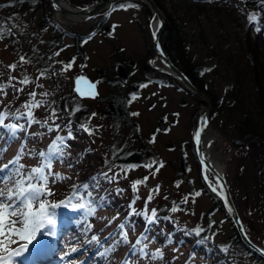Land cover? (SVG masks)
<instances>
[{
  "label": "rangeland",
  "instance_id": "rangeland-1",
  "mask_svg": "<svg viewBox=\"0 0 264 264\" xmlns=\"http://www.w3.org/2000/svg\"><path fill=\"white\" fill-rule=\"evenodd\" d=\"M69 1L75 8H87L99 0ZM158 1L165 17L164 29L174 33L169 34L170 39L166 31L161 35L166 42L164 50L178 68L191 70L208 100L210 113L211 98L215 100L217 108L204 143L209 146L212 157L224 167L223 173L249 237L264 248V110L258 98L260 86L253 78L257 63L252 60L245 43L247 30L255 34L260 29L259 17L264 5L260 3L252 8L244 0ZM127 2L137 7H115V11L109 12L105 8L98 20L63 27L52 20L47 0H0V26L7 33L0 39V84L7 83L6 94L0 93V110L30 102L32 91L37 94L36 100L46 101L33 109L34 116L42 115L39 121L48 119L46 109L52 110L57 105L56 118L48 119L53 131L33 123L29 141H24L21 135L16 139H10L8 133L0 136V147L7 146V151L0 154V164L11 160L21 146L25 152L42 149L47 152L54 138L64 136V144L59 141L57 144L65 155L62 159H53L51 168L64 178L53 183L50 177L51 195L42 197L51 204H57V197L68 200L73 186L80 185L78 178L86 176L85 180L91 183L92 174L102 167L101 164L109 162L114 152L119 158L136 151L144 154L151 165L110 170L109 179L103 177L105 191L102 194L107 190L111 192L106 204L100 207L93 204L94 214L85 216L84 210L73 207L79 202L73 200L66 206L68 214L53 215L56 223L37 232L27 248L14 258L13 264H39V261L45 264H122L125 259H129L130 264H215L209 255L205 258L206 249L212 250L211 256L214 253L224 255L219 264H264L261 259L239 251L232 239L235 234L232 223L223 210L215 208L213 198L205 190L203 176H207L212 186L217 185L199 166L192 130L196 113L206 104L183 90L168 75L155 73L148 67V59L153 55L152 15L142 3ZM252 14L256 15L255 21L249 20ZM98 21L100 28L89 37ZM175 26L180 35H175ZM178 36L184 43V47L179 45L183 51L177 49ZM262 36L264 41V31ZM57 52L59 55H55ZM21 56L29 62L22 63ZM73 58L72 68L62 71L63 65ZM11 64L17 67L12 70L8 67ZM119 66L125 78L117 75ZM25 75L31 81L27 85L19 82ZM9 76L16 77L12 84L16 89L22 88V92L8 86ZM77 77L84 78L79 87L92 94L81 96L74 91ZM89 85L93 87L90 89ZM41 93L48 95L41 96ZM112 95L113 100L125 103L126 117L132 126L120 120L111 124L106 114L115 117L114 107L106 100ZM133 95L137 97L135 100ZM62 104L63 113L91 111L85 121L91 134L78 126L86 116L76 117L78 121L73 128L62 127L66 120L58 108ZM24 111L22 107L21 112ZM10 120L24 122L23 118ZM56 124L60 125L59 129L55 128ZM69 131L71 137H68ZM213 132L216 137L210 139L208 135ZM41 162V158L29 155L20 161L25 171ZM136 181L142 182L134 190L132 185ZM149 195L151 200H148ZM133 199L143 205L141 213L149 214L160 206L168 219L167 224L158 221L143 237L141 234L149 222L142 223L148 218L143 214L137 224L133 226L129 221L124 229L129 230V241L141 236L142 245L147 244L146 251L152 253L159 249L162 258L141 257L124 244L117 245L106 257L100 254L115 243L116 239L109 234L114 232L116 223H123L126 217L122 204ZM173 207L177 209L175 212ZM53 212L56 214L57 210ZM179 229L181 234L188 232L190 239L183 242L178 239L182 243L160 248L169 233ZM119 232L120 229L115 237ZM93 235L98 237L100 244L91 242ZM39 238L45 243L39 242ZM43 244L46 249L34 255L35 248ZM225 248L227 251H223ZM191 249V257H188Z\"/></svg>",
  "mask_w": 264,
  "mask_h": 264
},
{
  "label": "snow or ice",
  "instance_id": "snow-or-ice-1",
  "mask_svg": "<svg viewBox=\"0 0 264 264\" xmlns=\"http://www.w3.org/2000/svg\"><path fill=\"white\" fill-rule=\"evenodd\" d=\"M260 2L262 5H264V0H260ZM117 7L120 9H127L130 7H137V5L131 3H120L117 5ZM112 10L115 11L116 9L113 8ZM249 20L255 21L256 15H250ZM8 32H10V29ZM6 34L7 33L5 32L4 28L0 26V39H3ZM55 55H59V52L55 53ZM20 61L22 63L29 62L23 56L20 57ZM73 63L74 58L69 63L63 65L62 71L66 72L70 70L73 66ZM8 67L14 70L17 65L11 64ZM40 75L43 76L44 72H41ZM15 79L16 77L9 76L8 86H11L14 91L22 92V88L16 89L15 85L12 84V81ZM83 79V77L76 78V87L74 88V91L79 93L81 96L92 94L91 92L85 93V91L79 87L80 82ZM19 82L23 85L31 83L27 75H25L24 78ZM40 86L42 87V85ZM143 86L146 85H142V87ZM5 87L6 85L0 84V93H4ZM92 87V85H89L90 89ZM29 95L32 97V100L22 106L24 109H26V111L21 112L19 109H17L15 112L0 111V128L8 130L12 139H16L17 134L24 131L25 125L18 123H5V121L9 119H15L18 121L23 118L26 119V122L29 126H31L33 123L40 124L41 127L47 126L49 132L53 131V126L48 124V119L54 120L56 118L55 109L52 110L48 119L44 120L43 122L37 120L33 114V109L39 108L45 104L46 101L36 100L37 94L35 91L30 92ZM46 95H48V93H41V96ZM136 98L137 97L133 95L132 99L135 100ZM76 110L78 111L79 109L77 108ZM93 115H95V113H93ZM133 115H136V113H133ZM80 127L91 134V131L86 124H81ZM55 128L59 129L60 125L56 124ZM71 136L72 133L69 131L68 137ZM195 139L197 142H199L198 131L195 133ZM57 141H59L60 144H64L65 137L57 136L56 140H54L52 144L49 145L47 152H34L31 150L25 152L24 147L21 146V148L18 149L16 155L11 160H9L7 163L0 164V184L3 185L0 187V264H13L14 258L20 255V253L27 248L28 243H31L37 232H39L41 229H44L46 226L50 228L56 223V221L52 218L54 215L53 210L59 205L51 204L47 201V199L42 197L51 195V189L48 186L50 177L53 178V183L57 179L64 178L61 177L59 173H54L51 171L52 160L62 159L65 155L63 149L58 146ZM6 151L7 146L0 147V154L5 153ZM25 155L37 156L42 159V162L38 166L32 167L25 171V165L20 163L21 159ZM146 166L151 167L150 164ZM102 175L104 178L109 179L107 173H103ZM92 179L96 180L97 178L93 177ZM205 179H207V177H205ZM141 182L142 181L134 182L132 185L133 189L135 190L136 185ZM89 187L90 186L87 183L79 186L74 185L72 195L68 197L67 200L68 203H71L73 200L79 201L78 203L73 204V207L84 210L85 216H91L95 212L92 192L89 191ZM212 191L216 192L217 188L213 187ZM196 195L198 196L200 193H196ZM151 198V195H149L148 200H151ZM176 210V207L172 208L173 212ZM150 212V216H148L147 212L141 213L148 217L149 223L156 219V210L152 209ZM109 223H111V221H109ZM88 228L90 229L91 225H89ZM118 228L120 229V239L116 240L113 245L105 248V250L100 253L102 256L106 257L110 253L114 252L116 246L121 243L125 245L131 243L129 241L127 231H124L125 224L121 223ZM20 241H24L25 243H20ZM91 242H96L97 244L101 243L96 235L91 237ZM14 244L18 246L15 248L12 247ZM139 245H142V241L139 238L136 239L135 243H131V250L134 254L138 253L141 257L150 256L153 260L162 258L163 253L159 249H157L155 252L149 253L146 251L147 244L137 247ZM73 251H75V249H73ZM223 251H227V249L225 248ZM122 264H130L129 259H125Z\"/></svg>",
  "mask_w": 264,
  "mask_h": 264
},
{
  "label": "trees",
  "instance_id": "trees-1",
  "mask_svg": "<svg viewBox=\"0 0 264 264\" xmlns=\"http://www.w3.org/2000/svg\"><path fill=\"white\" fill-rule=\"evenodd\" d=\"M187 1H189V0H187ZM192 1L195 2L196 0H192ZM244 1L247 3V5L249 7H252V8H255L256 5L261 3L260 0H244ZM155 2L160 7L159 1L155 0ZM125 3H128V2H125ZM259 20L261 21L260 25H259L260 29L258 31H255V34L253 32L249 33L248 30H247L245 43H246L247 51L251 55L252 60L255 61V64L257 63V69L255 70V76H253V78H254V81L256 82V84H258L260 86V88L258 90V98L260 100L261 107L264 110V41H263V36H262V32L264 31V12L260 14ZM99 23L100 22L98 21L93 26V28H94L93 33L94 32L96 33V31L99 29V27H100ZM177 27L178 26H175V30L172 27L173 31H176V33H175L176 36L179 33V30H178ZM165 31L168 32V34H167V38L168 39H170L169 34L170 35H174V33L171 31V29L169 31H167V28L163 29L162 34ZM179 35H180V33H179ZM179 37L180 36H178L177 41L180 44L177 45V49L179 48V45H180V47H184L183 46L184 43ZM160 40H161V46H162V48L164 50L165 49L164 46H165L166 42H164V40H162V37L160 38ZM179 49H181V51H183V48H179ZM165 53H166V51H165ZM153 72H155V71H153ZM184 72L189 76V78L192 80V82L196 86H198L197 83H196L195 78L191 74V70L189 71L188 69H185ZM4 85H7V83L5 82ZM198 88L201 90V88L199 86H198ZM211 99H212V102H213L212 103V107L213 108H212V112L210 113V119L212 118L213 112H215V110L217 108L215 100L213 98H211ZM106 101H108V103H112V105L114 107L113 113L115 114V117H112L111 113L110 114L109 113L106 114V116L110 119V122H111L112 125H115L117 123L115 120H120V121H122L124 123H127L128 125H131V126L133 125V124H131V122H129L128 118L126 117L127 110H126L125 103L120 102L117 99L113 100V95L110 98H108ZM17 105H18L17 107H13V108H17L20 111H22V104L18 103ZM108 107H110L109 104H108ZM6 108L7 109L6 110L4 109L3 111H10L11 109H13V108L9 109L8 107H6ZM58 108H59L60 113L62 112V118L65 117V119H66L65 121L62 122V127H65L67 129L73 128L76 125V121H78V120L75 119L76 117L81 118V117H85L86 116V119L80 120L81 122H79V125L77 123V125L80 126L81 124H85V121L91 115V111H88V112L86 111L84 113L80 112L81 114H77V112H74V111L71 112V113H67L66 111H64V113H63V111L60 110V109L63 108V104H62V106H59ZM53 109H55V112H56V115H57V105ZM46 110L49 111V114L47 116V118H49V116L51 115V113H50L51 109L49 108V109H46ZM52 110H51V112H52ZM66 114H67V116H66ZM37 116H39V115H35V118L37 120L43 119L41 117L42 115L39 118H37ZM44 118H46V117H44ZM40 121L42 122L44 120H40ZM5 123H15V121H12V120L9 119V120H6ZM34 124H31V126H33ZM23 125H25L24 131L18 133L17 135H22L23 139H25L26 141H29V138H32V137L30 136L31 130L28 129V127H30V126L27 124L26 119H24ZM0 131H3V133L4 132H8V130L3 129V128H0ZM54 140H56V138H54ZM42 151H45V149H42ZM35 152H39V150H36ZM113 155L114 156L111 158V160L109 162L101 164L102 167L96 169V173L94 175L92 174V178L96 177L97 178L96 180L92 179V182L90 183L87 180H85L86 176H83V178H78L77 179V182L80 185H82L84 183L89 184V186H90L89 187V191L92 192L93 204H97L99 207L101 205L106 204L105 201H106L107 198H109V195L111 194V192H109L108 190H107L106 194H102L103 190L105 191V187H104L105 181L103 179L102 173H109L110 170H113V171L114 170H119V169L121 170L124 167H128V168H130L131 166L140 167V166H144V165H148L149 164V161L146 160L147 157L144 154H140V153H138L136 151H133L129 155H125V157L121 156V157L117 158L116 157L118 155L117 152H114ZM146 155L149 156L150 152H148V154H146ZM96 185H98V186H96ZM204 187H205L206 192H208L211 195V197L213 198L214 203H215V208H218V209L220 208L226 214V212L224 210V207H223V204L219 200V198H217V196L212 194L205 185H204ZM57 200H58V205H59L58 206V210H59L60 208H62V206H63V204L65 203L66 200H62L61 197H58ZM61 202H63V203H61ZM121 208H122V212L124 213V216L126 215V217H124L123 224H126L129 221H130V223L133 226L135 224H137L138 219L141 217V212L143 211V209H142L143 205L141 206V204H138L136 199H133V200H130V202L127 203V204H122ZM155 210H156V219L153 222L148 223L146 225L147 226V230L151 229V228H154L156 223H158V221L159 222H163V224H167L168 219H167V217L165 215H163L162 208L160 206H158L157 208H155ZM150 215H151V213L148 214V216H150ZM226 217L228 218L227 214H226ZM132 218H134L135 221H131ZM145 221H149L148 218H145V220L142 223H144ZM120 224L121 223H119V221L117 222L116 226L114 224L116 229L114 230V232H111V235L113 237H115L117 231L119 230L118 226ZM126 228L127 227L125 226V229ZM127 231H129V230H127ZM204 231H207V229L204 230ZM177 232L175 230L171 231L169 233V235L164 239V243L160 245V248H166L170 244H174V243H175V245H178L179 243H182L185 239H190L188 232L186 233V231H184L183 234H181L182 231L180 229H179V231L177 230ZM145 233H146V230L142 233L143 234L142 237L145 235ZM177 235H178V237H177ZM140 237L141 236H139L138 238H140ZM115 238H116V240H119L120 236L117 235ZM178 239L182 240V242L178 241ZM232 239L235 242V245H237V247H238L240 252H242L244 254H249L256 260L260 259L257 255H255L253 252H251L246 246H244L240 242V240H239V238H238L236 233L234 234ZM175 240H177L178 242H175ZM135 241H136V238H134L131 241V243H135ZM130 248H131V245H130ZM211 251H212L211 249L204 250V252H207V255H205V258L210 256V258L213 261H215L214 262L215 264L222 263L221 261L224 260V255L222 253L221 254L218 253L220 255L219 256V255H217V253H214V256H211L210 255L212 253ZM215 254H216V256H215Z\"/></svg>",
  "mask_w": 264,
  "mask_h": 264
},
{
  "label": "water",
  "instance_id": "water-1",
  "mask_svg": "<svg viewBox=\"0 0 264 264\" xmlns=\"http://www.w3.org/2000/svg\"><path fill=\"white\" fill-rule=\"evenodd\" d=\"M121 0H99L90 7L79 9L72 6L69 0H48L50 6V12L52 19L60 24L61 26H67L74 23H82L94 19L101 10L112 6L114 3ZM146 4L149 8L152 18L156 20V25L151 29V40H152V52L153 57L149 59V65L164 74L169 75L174 80H176L180 86H182L187 92L198 97V99L206 104V107L201 108L194 117L193 122V132L192 140L194 145V150L198 158L200 168L204 173H209L213 176L217 183V191L213 192L212 188L214 186L210 185L208 179H205L206 176H203V179L209 189L216 194L222 201L225 210L232 221L235 231L242 242L249 250L254 252L258 257L264 260V249L253 242L247 235L244 224L241 220V217L235 206L232 194L229 189L227 180L223 174V171L216 168L207 157L205 148H204V138L206 132L209 128L212 127L209 112L210 106L208 105V100L203 96L200 90L193 84L190 78L177 68L171 60L165 55L162 51L159 37L165 25V19L162 11L159 9L154 0H140ZM155 33V35H154ZM157 61L161 65L155 64ZM118 75L121 78H125L126 74L123 72L122 68H118ZM199 132V142L195 139V133ZM223 186V187H221Z\"/></svg>",
  "mask_w": 264,
  "mask_h": 264
},
{
  "label": "bare ground",
  "instance_id": "bare-ground-1",
  "mask_svg": "<svg viewBox=\"0 0 264 264\" xmlns=\"http://www.w3.org/2000/svg\"><path fill=\"white\" fill-rule=\"evenodd\" d=\"M61 1H64V0H61ZM155 25H156V20H153L152 21V23H151V28H154L155 27ZM211 136V137H210ZM210 136L208 135V137L210 138V139H214L215 137H216V133L215 132H213V133H211L210 134ZM203 144H204V148H205V151H206V154H207V157L209 158V161L216 167V168H218V169H220V170H224L223 168V165H221L217 160H215L213 157H212V155H211V153H210V149H209V146L207 145V144H205L204 143V141H203ZM40 240L39 241H41V240H43V238L41 239V238H39Z\"/></svg>",
  "mask_w": 264,
  "mask_h": 264
}]
</instances>
